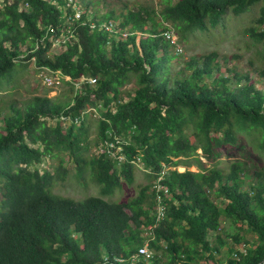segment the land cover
Masks as SVG:
<instances>
[{
  "label": "trees",
  "instance_id": "obj_1",
  "mask_svg": "<svg viewBox=\"0 0 264 264\" xmlns=\"http://www.w3.org/2000/svg\"><path fill=\"white\" fill-rule=\"evenodd\" d=\"M65 2L0 0V93L16 90L30 63L70 78L66 100L32 95L17 105L7 99L0 125V264H264V165L251 173L239 160L204 167L197 153L212 162L214 148L235 144L243 133L264 155V84L258 88L236 65L221 74L214 50L177 66L181 53L163 34L171 27L187 45L228 14L258 5L244 33L254 46L251 70L264 83V0H159L118 14H100L87 0L81 17L70 22L73 9L63 11ZM104 22L113 31L101 27ZM65 27L73 37L65 33V48L47 56L50 38ZM127 84L134 89L126 91ZM87 107L99 111L91 140L87 114L74 122ZM60 115L71 118L66 128L47 125L46 118ZM108 129L129 134L121 163L89 154L110 138ZM46 156L56 161L52 172L30 168ZM66 157L100 195L77 200L51 191L55 178L68 172ZM137 160L146 184L126 200H106L133 183ZM184 160L198 171L164 173L165 215L156 221L154 182L163 164ZM144 242L150 257L137 253Z\"/></svg>",
  "mask_w": 264,
  "mask_h": 264
},
{
  "label": "rangeland",
  "instance_id": "obj_2",
  "mask_svg": "<svg viewBox=\"0 0 264 264\" xmlns=\"http://www.w3.org/2000/svg\"><path fill=\"white\" fill-rule=\"evenodd\" d=\"M83 3L87 0H79ZM96 4L92 5V9L98 7V12L100 14L105 13L109 9H113L116 14L121 10L125 13L127 10H134L138 6L149 5L154 3L155 5L159 0H91ZM126 7V8H124ZM258 5L253 6L248 12L243 13L239 16H233L228 14L223 22L212 29L211 31L196 34L195 37L190 39V41L185 44H181V54H178L180 59L176 61V65L180 66L181 62L188 59L190 55H199L203 52L207 53L210 51L217 52V60L221 63L223 69L221 74H226L224 68L231 67L232 65L238 66L242 71H249V76L251 81L255 83L258 88L263 87V81L258 77V75L251 70V63L249 62L254 58V46L251 43L249 37L244 33V30L251 25L254 17L257 14ZM65 46L62 43V40L54 41V44L46 51L47 56H51L55 53L63 50ZM24 49V48H23ZM234 55H239L240 58L237 60V57ZM24 56V55H21ZM226 59L225 63L224 60ZM27 63V62H26ZM28 64V63H27ZM42 69L35 67L33 63H30L26 68L20 73L21 77L18 79V85L16 90L1 92L0 99L2 100L0 105V125L2 124V116L6 112L8 106L6 105L7 99H13L17 102V105L31 97L32 95H41L48 96L51 98H57L61 100H66L67 97L64 95L68 86L59 81L58 84L54 86L46 85L43 82V73ZM134 89L133 84L126 85V91H131ZM126 98V97H125ZM5 101V102H4ZM87 117H85L87 123L90 127L89 139H95L97 135V114L95 110L87 108ZM58 122L61 123L63 128H66V124L59 116L53 119L46 118L47 125L55 126ZM110 129L106 132L109 134ZM100 143V142H99ZM99 143L93 144L90 148L89 154L99 155ZM35 146L42 147L38 143ZM197 153L199 158L204 165L208 167L211 164H216L221 167L227 166L231 161L239 160L247 163L250 168L249 173L257 167L264 165V155L259 154L248 142L247 137L240 133L238 135V141L235 144L223 145L220 147L214 148V158L212 162L207 161L201 154V150L198 149ZM63 166L68 170L65 176L59 175L58 178H55L51 191L63 196L72 197L74 199H82L89 195H100L99 187L94 183L87 173L79 175L76 171L75 164L72 160H69L68 157L64 158ZM137 170L134 173L135 179L132 184H124L120 190H116L114 194L104 196L106 200L110 201H123L128 197L134 196L139 188V185L146 184L147 178L144 174L142 164L139 163V160L136 161ZM187 160H184L183 165L172 167L176 168L178 171H183L186 168L192 171H198V166L193 160L189 165ZM56 166V161L50 157H44L42 162H39L36 165L30 166L37 167L42 173L45 170L52 172ZM169 170V169H168ZM221 226L227 228V225L224 223V220H221ZM143 236H146V232L142 233ZM210 235H214L211 232ZM248 239L251 238L250 235L247 236ZM239 248H243V245H240Z\"/></svg>",
  "mask_w": 264,
  "mask_h": 264
},
{
  "label": "built area",
  "instance_id": "obj_3",
  "mask_svg": "<svg viewBox=\"0 0 264 264\" xmlns=\"http://www.w3.org/2000/svg\"><path fill=\"white\" fill-rule=\"evenodd\" d=\"M68 7H71L73 9L72 13L66 17L67 21H74L78 20L83 12V8L81 6V2L79 0H66L64 5L61 6V9L65 11ZM91 27H94L95 24L93 21L90 22ZM101 27H103L105 30L108 31H113V25L112 24H107V23H102ZM65 33H70L68 28H63L61 34L57 38H50L51 41V46L54 44V41L62 40L63 45L65 46V41L67 40V36ZM164 36L170 40V43H172L175 46V50L177 53L181 52V45L180 42L178 41V36L174 32L173 28L169 27L163 32ZM70 37H73V34L70 33ZM32 60H34V57H32ZM38 69H42L43 73V82L46 85L54 86L55 84H58L59 81L61 83H64V81L70 80L69 76L63 75L60 70H51L45 66H41ZM85 81L84 77H81L78 82L75 83V86L78 85V83H82ZM90 83L94 82V79L89 80ZM88 109L91 108L95 110V113L97 114V108L96 107H87ZM83 110L80 113V117L74 118L75 123H79L80 119L83 118L85 114H87L86 110ZM98 115V114H97ZM99 116V115H98ZM66 124L71 123V118L70 116H65V115H60L59 116ZM108 134V133H107ZM110 138L99 141V151L100 153H105L109 158L117 160L118 163H121L125 159V154L123 151V145L129 143V134L126 135H118L115 133H110L108 134ZM172 169V167H167L163 164V170L162 172L157 176L155 182H154V187L156 188V204H155V218L156 221H159L162 219L165 215V206L163 203L162 196L160 194V190L162 189V185L160 184V180L162 179L164 173L168 170ZM240 250L244 251L243 248H240ZM137 253L140 255H144L146 257L152 256L151 251L148 248L147 242H144L137 250Z\"/></svg>",
  "mask_w": 264,
  "mask_h": 264
}]
</instances>
